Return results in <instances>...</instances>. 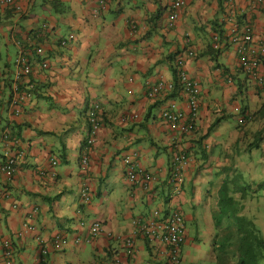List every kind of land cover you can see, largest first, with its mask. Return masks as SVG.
Wrapping results in <instances>:
<instances>
[{
	"label": "crops",
	"instance_id": "1",
	"mask_svg": "<svg viewBox=\"0 0 264 264\" xmlns=\"http://www.w3.org/2000/svg\"><path fill=\"white\" fill-rule=\"evenodd\" d=\"M172 1L106 0L101 9L99 0H23L14 7L0 0V164L15 161L11 176L0 173V250L9 243L14 264H121L129 237L133 264H172L166 247L135 232L173 208L186 226L181 264H207L216 174L264 181V139L248 152L254 133L264 137V87L239 67L240 44L232 41L247 26L255 43L264 40V0H184L170 24ZM68 35L74 40L60 46ZM21 52L36 58L32 74L17 80L12 63ZM178 60L201 89L195 128L186 135L161 118L170 109L189 113ZM159 82L175 87L149 97ZM16 87L30 94L17 116L9 108ZM93 103L101 122L82 167ZM176 150L188 162L185 184L173 194ZM132 152L154 179L148 190L125 180L122 158ZM93 223L102 227L97 236ZM57 235L62 243L55 247Z\"/></svg>",
	"mask_w": 264,
	"mask_h": 264
},
{
	"label": "built area",
	"instance_id": "2",
	"mask_svg": "<svg viewBox=\"0 0 264 264\" xmlns=\"http://www.w3.org/2000/svg\"><path fill=\"white\" fill-rule=\"evenodd\" d=\"M23 0H1V4L4 6L14 7L17 2ZM184 5V0H173L170 9L168 21L173 24L178 16L182 7ZM99 7L101 9L106 8V0H99ZM233 9L229 7L228 11L233 14ZM74 40L73 35H68L67 37L60 39L59 44L65 47L67 43ZM232 41L238 42L240 45L238 47V63L239 67L249 76L253 81H256L259 85L264 87V40L261 43H255L252 36V31L249 26L245 27L242 34L236 36ZM191 55V53H189ZM34 55L41 60L43 59L44 52L42 48H37ZM33 54L28 52H21L15 57L12 63V70L14 77L19 80L23 77H29L33 72L34 60ZM41 68L47 69L48 65L46 62L40 63ZM177 72V85L183 92L186 102L188 105L189 113L187 115L183 114L176 109H170L164 111L161 114V118L169 125V127L178 132L180 135H186L192 132L195 128V123L198 118L199 104L201 89L198 81L190 78L186 72L183 70V61L178 60L176 64ZM175 85L171 83L159 82L152 85L149 88L148 96L151 98L163 95L165 92L172 91ZM29 88H31L29 86ZM3 91V83L0 76V97ZM30 97L28 91L21 92L17 87L14 90V94L10 98L9 108L14 115H19L21 113V104L25 98ZM85 121L87 124V138L85 140V146L83 147V155L81 160L82 167H87L88 156L87 152L91 149L94 143L95 136L99 130L101 122V108L98 103H93L89 107L85 115ZM239 123H243V118L239 119ZM9 135L4 134L3 139L8 140ZM122 162L125 167V180L129 185L135 186L139 185L143 190H148L151 187L154 179L150 173L142 169L137 161V154L135 152L124 155ZM188 159L186 155L180 151L176 150L172 156L171 160V178L169 183L171 184V190L173 194H178L182 190L185 184V179L183 175V168L187 164ZM53 165L56 164L55 161L52 162ZM15 161L12 158H7L0 164V173L7 176H11L14 172ZM81 197L87 201L89 197L86 192L81 195ZM185 220L183 213L179 208H173L165 217L155 218L150 221L143 223H138L137 226V236L145 239L150 244H161L168 249L169 261L172 264H179L181 262V252L182 246L185 243L186 230H185ZM102 227L99 223H93L91 226V232L93 235L97 236L101 233ZM54 245L58 247L62 242L61 238L57 235L55 236ZM125 250V260L121 264H133L136 257L135 250V239L127 238L124 242ZM46 249L41 250V254H46ZM0 256L5 261V264H14L11 260L12 249L9 243L5 244L0 250Z\"/></svg>",
	"mask_w": 264,
	"mask_h": 264
},
{
	"label": "trees",
	"instance_id": "3",
	"mask_svg": "<svg viewBox=\"0 0 264 264\" xmlns=\"http://www.w3.org/2000/svg\"><path fill=\"white\" fill-rule=\"evenodd\" d=\"M252 139L248 152L259 149L262 132L254 133ZM214 181L218 183L216 210L212 212L214 264H228L231 258L234 264H264V236L254 220L244 214L246 202L264 193V181L253 185L227 170L217 173Z\"/></svg>",
	"mask_w": 264,
	"mask_h": 264
},
{
	"label": "rangeland",
	"instance_id": "4",
	"mask_svg": "<svg viewBox=\"0 0 264 264\" xmlns=\"http://www.w3.org/2000/svg\"><path fill=\"white\" fill-rule=\"evenodd\" d=\"M240 176H237L239 178ZM245 181V178H242ZM253 185L263 182V179H251L250 180ZM244 214L247 215L249 218L254 220L257 227L260 229L264 236V193L261 194L260 197L254 198L245 204ZM214 240V238H213ZM209 246V249L211 251V256L209 258V261L207 264H214L215 261V254L212 251V242ZM204 248V247H203ZM228 264H234V261L228 262Z\"/></svg>",
	"mask_w": 264,
	"mask_h": 264
}]
</instances>
